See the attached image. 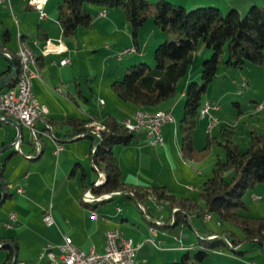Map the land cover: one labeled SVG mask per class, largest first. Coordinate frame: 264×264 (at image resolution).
<instances>
[{"label": "crops", "instance_id": "0c3cea01", "mask_svg": "<svg viewBox=\"0 0 264 264\" xmlns=\"http://www.w3.org/2000/svg\"><path fill=\"white\" fill-rule=\"evenodd\" d=\"M48 1L50 0H47L45 5L48 4ZM52 1L58 3L60 0H51L48 13L45 12L46 16L41 18L36 7L29 4L28 0H0V34L6 28L10 36L9 41L4 44V52L8 57L13 58V55L16 56L20 42L27 43L34 51L38 58L41 77L33 79V91L37 99L45 105V111L41 117L34 120L37 142L32 137L31 128L22 124L11 114L7 113V116L20 123V133H18V126L11 121H0V237L7 238V242H10L13 252L10 264L13 262L14 252L16 253L14 264H47L46 257L40 256V253L46 244L62 242L63 234L70 236L76 245L85 250L92 248L102 251L105 245V231L112 227L118 228L122 236L139 244L132 264H179V255L184 248H188L187 251H189L191 247L196 246L198 240L191 239L189 244H185V237L189 238L191 234L180 223L170 224L168 221L170 205L167 200H158L154 195H150L141 203L152 221L145 217L135 199L122 191L112 192L109 198L86 201L82 198L83 183H91L97 178V173L90 163L91 142L89 138L63 139L61 135H58L57 142L62 147L57 153L54 152L56 140L51 137L50 132H62L65 127L50 126V129L47 127V118L74 115L79 118H89L91 123L97 124L101 123L107 115L114 114H101L105 102L100 107L101 111L99 110L98 114L91 112L79 103V98L86 102L88 98L84 95L78 81H75L73 86V82L68 80L66 73L69 63L64 65L59 63L63 57L72 58L70 55H72L73 47L69 43L70 40L61 35L57 12L53 9ZM179 2L186 7L202 4L199 0H179ZM208 2L207 5H215L220 9L221 6H225L227 9L236 7L241 12H245L248 6L259 4L262 0H210ZM108 13L109 10L103 8L98 11L100 17L107 18ZM108 19V26L111 25L110 23H115L111 16ZM153 32L156 33V30ZM42 35L51 40L61 38L67 49L61 53L43 54L45 40L41 39ZM157 38L155 39L157 41L163 38L162 32L157 34ZM76 40L74 43L77 44ZM121 48L123 47H117L115 53ZM141 51L142 47L138 51L140 55L147 56L145 57L147 59L151 58L150 52L149 55L148 53L146 55L145 50ZM70 61L72 62V59ZM8 65L9 61L0 55V72ZM193 69L190 65L184 76L185 85H181L180 95H174L152 110L161 108L170 111L173 116V110L180 102H182L183 108L187 84L191 80L197 81L199 78V72L194 74L196 71L193 72ZM195 69L198 70V66ZM7 75L4 74L1 77L4 78ZM118 76L119 73L115 72V79ZM64 84L65 86H62ZM51 86H54V89L60 93L57 94L59 96L52 94ZM72 86L75 87V94L71 90ZM100 99L102 98L100 97ZM206 100L209 98L203 99V103ZM257 103V100H253L248 104L251 110L253 107L255 108L252 110L255 113L262 110V108L256 109ZM127 107L129 113H124L123 116L132 114L137 108L133 104ZM212 110L215 114L219 111V106ZM210 113L198 117L200 120L207 121L210 119ZM171 121L164 123L161 127L162 144H149L141 132L138 137L133 138L126 145H114L113 150L121 168V179L126 183L163 185L169 194L195 197L194 192L198 190L200 183L205 179L201 177V169L204 164L200 160H192L194 164L188 165L191 160L185 159L181 155V137L178 124L174 122V116ZM18 134L20 135V148L13 145ZM170 145L182 157L183 161L180 166L159 165L157 169L153 170L151 167H143L140 164V161L146 160V158H148L147 161L160 157L168 158ZM150 146L157 148L146 149ZM219 152L220 150L217 151V156L222 159V154ZM16 153L20 155L18 156ZM87 164L90 168L87 167ZM73 168L74 171H72ZM82 173H84V178H82ZM194 178L196 179L194 180ZM252 196L260 198L255 194ZM162 200L169 205L167 213H163L164 206L160 205ZM151 203H154L153 207L149 205ZM49 205L55 219V223L51 226H47L42 220L43 211ZM91 210L97 212V217L91 216ZM10 214L14 215L13 219L10 218ZM188 218L197 235L200 229L194 225L195 215H188ZM202 220L208 221L210 216H205ZM7 224L10 225L7 226ZM151 225L156 228V233L153 236L149 232ZM203 226L206 228L204 224ZM150 237H153L154 241L149 240ZM6 253L7 249L1 243L0 264H3Z\"/></svg>", "mask_w": 264, "mask_h": 264}, {"label": "trees", "instance_id": "16d2710c", "mask_svg": "<svg viewBox=\"0 0 264 264\" xmlns=\"http://www.w3.org/2000/svg\"><path fill=\"white\" fill-rule=\"evenodd\" d=\"M88 4L98 5L105 10L121 9L125 21L130 25L132 45L135 48L131 54L141 50L139 29L149 19L163 34V39L154 50L152 66L145 61L131 64L124 70L122 78L111 81L110 86L117 97L137 108L152 110L171 99L178 81L193 61L199 42L202 40L206 44L210 57L201 63L202 84L199 85L196 80L188 83L178 122L182 157L203 159L216 137L207 135L206 144L201 148L194 145V129L203 105L202 96L214 78L219 63L238 68L246 63L264 64V0L261 5L251 4L244 15L236 7H229L224 12L215 5H199L187 9L182 3L177 4L173 0H61L56 5V12L62 37L74 36L79 27L93 25L94 15L88 10ZM9 39V31L5 28L0 34L1 50L5 51L4 44ZM41 39L45 40L46 37L42 35ZM13 59L18 70L19 60L14 55ZM11 70L9 64L0 72V78ZM15 81L14 75L1 88L12 87ZM47 124L56 128L65 127L62 132L52 131L57 140L58 135L63 139L89 138L92 167L96 172L102 171L105 176L97 185H94L95 180L83 183L84 190L91 188L95 194L122 191L135 199L149 221L152 219L146 208H141V203L148 196L154 195L158 200L169 202V219L172 217L170 224H189L192 227L188 215H195L202 220L216 213L221 220L238 227L239 235L226 230H200L196 244L199 249L193 256L195 260L201 261L209 250L223 246L236 254H242L240 247L245 242L257 243L264 248V217L249 214L248 205L242 198L246 189L264 181V134L257 129H250L249 143L247 147L241 148L232 139V131L224 125L221 127L223 140L217 142L223 146L224 158H217L211 174L203 180L199 201L191 196L169 194L163 185L126 183L121 179V168L113 147L116 144H128L141 132L129 130L115 115H107L97 124L91 123L89 118L74 115L47 118ZM1 243L7 249L3 264H10L13 258L11 245L4 237H0ZM190 258L189 251L184 252L179 264H188Z\"/></svg>", "mask_w": 264, "mask_h": 264}, {"label": "rangeland", "instance_id": "374dc122", "mask_svg": "<svg viewBox=\"0 0 264 264\" xmlns=\"http://www.w3.org/2000/svg\"><path fill=\"white\" fill-rule=\"evenodd\" d=\"M173 1L179 4V0ZM208 1L210 0H199V2L202 3L200 5H207L209 3ZM50 4L51 0L43 7L44 11L47 13ZM261 4L262 2L258 5ZM52 5L53 9L56 10L57 2L52 1ZM191 7L192 6H188L187 9H192ZM249 7L250 6H248L247 9ZM87 8L94 15L93 25L91 27H79L74 36L65 38L70 40L69 43L72 45L71 47H73L72 55H70L72 57V62L70 61L67 66L68 72L66 75H68V80L73 82V86L74 82L78 81L84 95L87 96V102L82 98H79V103L82 106H85L91 112L98 114L99 110L101 111L100 107L103 106V102H105L101 114L112 113L122 121V119L126 117L123 116L124 113H129L127 106L132 104L117 97L110 86L111 81L115 79V72L119 73L117 79L122 78L124 70L131 64L145 61L152 66L154 64V50L158 43L163 39L162 38L158 41L155 40L157 34L161 31L154 25L153 20L149 19L139 29V32L142 42L144 41V45L141 44V52L145 50L146 55L147 53L149 55L150 52L151 58L147 59L145 58L147 56L143 57L139 52H136L129 56H123V60H121L118 59L115 49H117V47H124L125 45H132L130 25L125 21L123 12L119 8H113L112 11H110L111 9L109 10L107 18H105L98 15V11L102 7L88 4ZM226 9L225 6H221L223 12L226 11ZM245 12H242V14L244 15ZM109 16L113 18L112 21H115V23H110V26L107 25ZM153 30H156V33H154ZM75 40L77 44L74 43ZM208 57H210V51L206 44L201 40L194 52L193 61L191 63V68H194L193 72L196 71L194 74L197 73V71L199 72V78L196 81L199 85L202 84L200 72L201 63ZM197 66L198 70L195 69ZM184 76L176 85L175 96L180 95L181 85H185ZM62 86H65V84ZM73 86L71 87V90L75 94V87ZM51 88L52 94L59 96L57 94L60 93L54 89V86H51ZM100 97L103 99L102 103H100ZM206 97H208L210 101L213 100V106H219V111L213 114V110L211 109L209 111L211 112L210 119L207 121L200 120V117H198L194 129V134H196L194 137V143L198 148H201L206 144L207 135L216 137V140H214L209 146L207 154L200 160L203 162L202 164H204V167L201 169L202 179L211 174V169L218 158L217 151L220 150L222 158H224L223 146L217 142V140H223V135L221 134V127L223 125L232 131V139L236 141L241 148L247 147L251 128H255L264 134V64L257 65L246 63L243 67L238 68L228 66L225 63H219L214 78L208 84L207 89L202 96L203 99ZM253 100H257L258 102L256 104L257 110L262 108L258 113L252 111L255 109L254 107L251 110L248 106ZM237 103L239 105H237ZM182 110V102H180L173 110L174 122L176 124L179 122ZM199 116L201 115L199 114ZM216 117L218 118L216 119ZM214 118L216 119L215 122H213ZM179 136L181 137V135ZM121 146L120 148H122ZM153 147L157 148L156 146H150L146 149H153ZM16 154H18V156L20 155L19 153ZM147 160L148 158H146V160L143 159V161H140V164L143 167H151L153 170L157 169L159 165L172 164L177 167L180 166L183 161L179 152H176V149L173 148L172 145L169 146L168 158L160 157L156 160ZM90 163L92 165V162ZM191 164H194V161L191 160L188 165ZM88 166L89 165L87 164V167ZM88 168H90V166ZM227 176H229V173H227ZM195 179L196 178H194V180ZM201 185L202 183H200L198 190L194 192L195 198L199 201L201 200L199 197ZM263 185L264 181L259 182L252 188L246 189L243 193L242 198L248 205V213L251 215L264 217ZM252 194L259 195L260 198L253 197ZM149 205L153 207L154 203ZM160 205L164 206L163 213H167L169 205L166 201L162 200ZM168 221L170 222V220ZM203 224L206 228L216 232L226 230L228 233L232 231L234 234H240L238 227L229 221L221 220L216 213H212L210 215V220L208 221L200 220L195 216L194 225L202 230L205 229ZM184 229L191 234L189 238L185 237L184 239L186 245L189 244L191 239L194 241L198 240L194 229L189 224L184 225ZM198 249L199 248L196 246L191 247L189 250L191 258L188 260V264H264V248L257 243H243L240 247V249L243 250L242 254H236L225 246L221 248L218 247L215 250H209L208 254L201 261H197L193 258L194 253ZM187 250L188 248H184L181 252L179 255V262H181L182 254L187 252Z\"/></svg>", "mask_w": 264, "mask_h": 264}, {"label": "built area", "instance_id": "2783aa9c", "mask_svg": "<svg viewBox=\"0 0 264 264\" xmlns=\"http://www.w3.org/2000/svg\"><path fill=\"white\" fill-rule=\"evenodd\" d=\"M46 1L47 0H28V3L35 6L39 16L43 18L46 16L43 10ZM45 40L48 42V49L42 51L43 54L48 52L61 53L67 49L61 38H57L56 40L46 38ZM26 46L29 49V58H23L24 68L22 69V78L16 79L12 87L0 88V104H7L8 108L18 109L19 116L24 117V125L31 128L32 137L37 142V131L34 128V123H30V114L37 113L38 104H44L37 99L33 91V79L40 78L41 76L34 73V69L30 62L31 48L27 43ZM134 51L135 48L133 45L125 46L118 50L117 57L121 59L124 55L131 54ZM69 62L70 59L68 57H63L59 60L61 65ZM102 102L103 100L100 99V103ZM217 108L218 106H213L212 101L206 100L201 106L199 114L203 116L209 113L211 109ZM6 117H8L7 114H0V119H5ZM39 117H41V115H38V118ZM171 117L173 116L168 110H164L163 113L156 116H140L133 111L131 115L126 116L122 120L132 121V128H128L129 130L142 132L146 142L151 145H158L163 142L161 127L164 123L171 121ZM215 120L214 118L213 122H215ZM47 127L50 128V125L47 124ZM50 134L51 137L56 140L54 152L57 153L62 145L57 142L52 131ZM19 142L20 135L18 134L17 138L13 141V145L19 147ZM99 183V171L97 170V179L94 185ZM19 190H21V188H19ZM110 196L111 192L99 194L92 192L91 194V197L109 198ZM141 208L144 209L143 206H141ZM91 216L97 217V212L91 210ZM10 218L13 219L14 215L10 214ZM42 220L47 226H51L55 223L50 205L44 209ZM169 220L171 223L172 217ZM9 225L10 224H7V226ZM149 232L152 236L155 235L156 228L149 227ZM149 240L154 241L153 237H150ZM138 246V243L135 244L130 238L122 236L118 228L112 227L105 231V245L102 251H96L92 248L90 250H85L76 245L70 236L63 234L62 242L58 244H46L40 256L46 257L47 264H132Z\"/></svg>", "mask_w": 264, "mask_h": 264}, {"label": "bare ground", "instance_id": "6f19581e", "mask_svg": "<svg viewBox=\"0 0 264 264\" xmlns=\"http://www.w3.org/2000/svg\"><path fill=\"white\" fill-rule=\"evenodd\" d=\"M45 49H48V42L45 40L44 43V51ZM16 56L19 60V68L16 69V79L22 78V69L24 68V59L23 58H29V49L26 46L25 42H20L18 45V48L16 50ZM30 62L32 65V68L34 69V73L41 76V72L39 69V65L37 62L36 55L34 51L31 49L30 51ZM45 111V105L44 104H38L37 106V113H31L30 114V123H34V120L38 117V115H42V113ZM164 109H155V110H149L144 108H137L134 110V113L140 115V116H156L161 113H163ZM0 112L1 114H11L15 118H17L22 124H24V117L19 116V111L17 108H8L7 104H0ZM171 120H173V117H171ZM124 126L127 128H132V121L130 120H122L121 121ZM38 150H40L38 148ZM104 173L102 171H99V179L100 182L104 178ZM92 191L91 188H88L84 190L82 198L86 201H93L98 199H104L102 197H91ZM149 227H155V226H149Z\"/></svg>", "mask_w": 264, "mask_h": 264}, {"label": "water", "instance_id": "95a60500", "mask_svg": "<svg viewBox=\"0 0 264 264\" xmlns=\"http://www.w3.org/2000/svg\"><path fill=\"white\" fill-rule=\"evenodd\" d=\"M0 55L4 56L9 61V64L12 67L11 72L6 77H4L0 80V88H1L8 80H10L15 75L16 63H15L13 58L8 57V55L1 49H0ZM4 120H6V121L8 120V121H11L12 123L16 124L18 126V133H20V123L16 119L11 118V117H6L5 119H0V121H4ZM7 243L10 244V242H7ZM15 258H16V253L14 252V259H13L12 264H14Z\"/></svg>", "mask_w": 264, "mask_h": 264}]
</instances>
